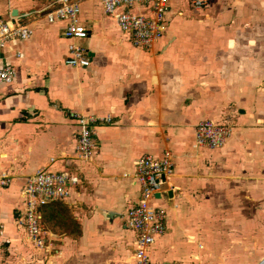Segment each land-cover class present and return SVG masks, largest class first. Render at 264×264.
<instances>
[{"label": "crops", "instance_id": "obj_1", "mask_svg": "<svg viewBox=\"0 0 264 264\" xmlns=\"http://www.w3.org/2000/svg\"><path fill=\"white\" fill-rule=\"evenodd\" d=\"M208 1L194 9L170 0L164 36L138 48L98 0H83L88 35L77 40L64 36L63 22L27 16L45 0H0L1 20L34 30L0 48V69L16 70L0 86V175L10 179L0 185V264H135L137 233L125 227L141 193L135 163L167 151L171 190L157 201L166 233L151 260L264 264V0ZM72 45L86 49L90 66L66 64ZM72 113L111 118L96 128L90 160L78 157ZM203 120L232 127L223 147H196ZM41 168L78 179L69 199L42 208L56 237L51 252L16 220Z\"/></svg>", "mask_w": 264, "mask_h": 264}, {"label": "built area", "instance_id": "obj_2", "mask_svg": "<svg viewBox=\"0 0 264 264\" xmlns=\"http://www.w3.org/2000/svg\"><path fill=\"white\" fill-rule=\"evenodd\" d=\"M46 4L34 9L27 16L45 19L48 23L63 22L64 36L67 39H85L87 29L80 20L83 0H45ZM105 14L116 20L120 31L135 47L151 48L162 39L166 30V17L170 10V0H98ZM194 9H204L208 0H190ZM34 30L16 18L0 19V48L9 41L27 40ZM66 64L73 67H88L91 61L85 48L72 45ZM16 78L15 68L8 66L0 69V86L10 84ZM71 118L80 126L78 136V157L90 160L96 149L94 138L96 128L111 123L110 117H96L72 113ZM232 133L229 124H220L211 120L199 122L194 129L195 145L199 148L216 149L223 147ZM172 154L167 151L163 157L144 155L135 163L134 177L141 188L138 202L131 206L125 215V227L137 233L135 244V264H178L157 263L149 256L155 240L166 233L167 211L157 204L162 197H167L170 179L174 174ZM10 179L0 175V185L6 186ZM78 179L66 171H50L41 168L26 182L21 195L24 208L18 214V225L25 229L30 241L36 247L48 251L55 250L56 241L43 225L42 208L49 203L66 201ZM59 253V252H58Z\"/></svg>", "mask_w": 264, "mask_h": 264}, {"label": "rangeland", "instance_id": "obj_3", "mask_svg": "<svg viewBox=\"0 0 264 264\" xmlns=\"http://www.w3.org/2000/svg\"><path fill=\"white\" fill-rule=\"evenodd\" d=\"M210 3L208 2V5H209ZM207 5V6H208ZM228 208H227V213H228ZM247 236H244L243 238H246ZM250 242H251V240H249V238L248 239H243V243H245V244H247V245H245V247H249L250 246ZM258 250L259 251H262V250H264V246H263V244H260V245H258ZM222 261V259L221 260H219V262H221ZM235 262H234V260H233V257L231 256H228V259L226 260V264H234Z\"/></svg>", "mask_w": 264, "mask_h": 264}, {"label": "trees", "instance_id": "obj_4", "mask_svg": "<svg viewBox=\"0 0 264 264\" xmlns=\"http://www.w3.org/2000/svg\"><path fill=\"white\" fill-rule=\"evenodd\" d=\"M57 202V201H56Z\"/></svg>", "mask_w": 264, "mask_h": 264}, {"label": "water", "instance_id": "obj_5", "mask_svg": "<svg viewBox=\"0 0 264 264\" xmlns=\"http://www.w3.org/2000/svg\"><path fill=\"white\" fill-rule=\"evenodd\" d=\"M16 13V12H15Z\"/></svg>", "mask_w": 264, "mask_h": 264}]
</instances>
